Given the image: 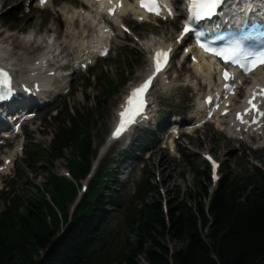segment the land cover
<instances>
[{"label":"rangeland","instance_id":"obj_1","mask_svg":"<svg viewBox=\"0 0 264 264\" xmlns=\"http://www.w3.org/2000/svg\"><path fill=\"white\" fill-rule=\"evenodd\" d=\"M25 1L0 0V42L12 47L10 58L19 64L18 67L20 68L29 67L43 53L51 55L56 51L57 47L53 48V45L49 43L51 37L54 36L58 38L59 47H61V51L63 50L62 55H70L69 58L68 56L64 58L63 63H68L69 67L66 71H71L73 62L71 63L69 59L73 58L78 50L70 47L73 28L70 27L67 19L66 9H71L70 2H76L77 0H55L54 4L43 12L36 9L28 12V8L24 4ZM181 2L178 0L175 4L176 7L178 6V10L182 8ZM77 6H80V2L77 3ZM5 10L8 11L4 13ZM15 12L20 14V22H9V14H15ZM176 23V27L174 24H163L161 27L135 25L137 26L135 28L137 39H133L128 35L120 37L116 41L108 60L97 62L96 66L85 75L82 72L72 74L67 82L70 83V92L63 93L67 88L65 87L66 84L63 83V89L60 91L63 94L60 95L59 99L50 106L39 108L37 111L38 117L33 120L34 122L25 125L24 133L17 140L10 142L11 147L9 149L0 151V166L5 163L4 158L8 154L11 152L16 154L10 170L0 173V189L3 184L6 185L5 191L0 193V222L4 220L5 216L12 214L19 203L23 206L34 203L36 210L39 212L43 210L44 212V217L40 216V220L35 222L43 226L46 221V224L52 228L53 219L48 206L44 204V199L53 207L59 218L64 213L54 201L55 194L62 201L67 202V213L69 215L73 214L75 200L79 198L82 189V186L78 185L76 181L65 176L68 171H74L75 159L72 156L73 153L65 151V157L56 160L53 168L51 163L42 159L44 151H47V148L52 145V140L60 128L63 127V124L56 122L53 117L58 108L63 111V115L57 118L64 121H68L76 115V110L80 111L81 117H86L87 113H91L92 109L97 108L94 115L97 117L98 122L91 132L94 155H91L90 159L99 164L97 160L102 149L104 150L100 158L106 157L104 168L111 170L112 175H118V182L121 184L118 185L117 190H121V200L124 204V207L119 204V206L111 207L108 210L111 213V241L116 250L113 252H121L127 246L129 229L126 225L127 214L125 210L133 205V195L141 179L146 180L148 178L152 184L159 187L166 214L168 202L174 193L179 191L183 193L190 187L194 188L195 172L203 170V167L207 166L203 162L205 160L203 154L206 152L212 153L216 159L220 160L222 175L223 168L227 165L232 167L235 174L240 177L251 176L258 170L264 171V138H260L258 147L257 145L253 146V139L248 138L242 141L239 139L240 136L232 137L222 132L220 124L205 125L200 131L192 135H184L174 144L171 142L168 144L167 139L159 145L156 142L158 139L151 141L148 145L152 148V156L146 162L145 160L143 162L135 160L130 165L131 156L126 161L124 159L126 154L132 155V152L120 154L121 144L110 145L107 149L116 111L123 102L127 91L144 78L149 68L147 53L144 49L145 41L151 39L152 34L158 36V40L161 41L166 40L168 42L172 40L179 29V22L176 21ZM74 31L76 32L75 37H78L79 33L76 30ZM28 37L33 40L25 42L24 39ZM50 46L53 48L52 51L49 50ZM130 52H133L134 55L131 56ZM19 75L23 76L20 73ZM196 76L195 68L191 64L181 65L179 61H176L171 73L170 92L163 88V81L158 83L154 90V97L158 100L164 99L163 119H168L169 114L175 111H195L198 104L199 89L206 91V86H203L196 79ZM100 78L102 81L99 82ZM105 81L119 83V86L114 93L110 92L108 98L98 102L97 97L101 91V85L103 86ZM193 82H196L197 90L189 87L192 84L194 85ZM60 84L62 83L60 82ZM101 104H104V107ZM52 109L55 110L51 111ZM67 109H70L72 113L68 115ZM155 121L152 131L156 134L160 124L159 117ZM67 125L69 126L71 123L67 122ZM224 130L229 132L226 129ZM143 133L137 131L134 136V143L138 146L140 144L139 138ZM25 144L28 151L26 155L24 153ZM141 147L142 145H140ZM97 149L100 150L99 153ZM32 152H36L35 158H29ZM27 161H30L29 166ZM11 174H15V177L10 178L9 175ZM70 186H75L77 189L74 198L72 197L73 192H69ZM209 187H212V183ZM21 212L24 213L25 210L21 208ZM28 220V223H30V217H28ZM7 223V221L4 222L6 228L0 231V235L3 234V236L10 237L11 240L18 241V232L13 229L11 224L7 225ZM9 232H13L14 235H10ZM61 232V227H58V234ZM204 233L206 235V232ZM26 237L25 239L28 242L30 237ZM134 240L131 239L130 242H134ZM167 241L173 251L183 246L181 241ZM34 249V244L29 242L28 254ZM140 260L143 264H147L143 257H140Z\"/></svg>","mask_w":264,"mask_h":264},{"label":"trees","instance_id":"obj_2","mask_svg":"<svg viewBox=\"0 0 264 264\" xmlns=\"http://www.w3.org/2000/svg\"><path fill=\"white\" fill-rule=\"evenodd\" d=\"M8 17L9 22H20L17 12ZM106 83L108 87L102 88L99 100L108 98L119 86L113 81ZM67 111L69 115L70 110ZM95 112L93 109L81 117L76 110L77 115L68 121L55 118L63 128L42 159L53 168L56 160L65 157V151L73 153L72 174L77 180L84 177L94 155L91 132L98 122ZM36 155L32 152L29 158ZM107 170L100 166L90 191L83 196L71 219L66 201L55 194L54 201L64 212L61 219L44 199L53 219L52 228L46 221L43 226L36 223L40 216L44 217V212L36 210L34 203L26 206L19 203L0 222V231L5 230L7 221L18 232L20 243L0 235V264H143L140 257L147 264H264V171L240 177L227 165L218 188L210 194V169L203 167L195 172L194 188L173 194L166 214L159 187L148 178L143 180L135 197L139 205L130 210L127 218V246L121 252H113L116 250L111 241L108 210L119 206L120 194L118 178ZM74 187L69 188L73 198L77 193ZM58 227L62 231L59 234ZM25 237L30 240L27 242ZM167 240L181 241L183 246L173 251ZM29 242L35 249L28 254Z\"/></svg>","mask_w":264,"mask_h":264},{"label":"snow or ice","instance_id":"obj_3","mask_svg":"<svg viewBox=\"0 0 264 264\" xmlns=\"http://www.w3.org/2000/svg\"><path fill=\"white\" fill-rule=\"evenodd\" d=\"M224 2L225 0H188V16L184 23L183 31L178 38V42L190 32H195L197 38L201 37L204 34L203 30L196 31L193 25L202 20H210L213 16L217 15L218 8ZM138 3L146 11L151 12L156 16H161L163 14L162 10H167L168 16H172L173 14L172 9L166 4H161L160 0H138ZM119 7H122V3H120V0H116L113 6L108 9L109 14H112L115 9ZM201 47H203L205 51L212 52L213 54L222 57L225 61H231L233 64L239 65V67L246 73H250L260 65H264V51L256 54L248 53L245 55L243 60L238 58L237 54L240 52L239 41H236L232 47L222 48L220 50L209 47L205 44H201ZM171 52V47L166 50L158 49L152 56L155 70L139 87L132 90L126 103L121 106L122 111L119 113L120 120L115 132L113 133L114 137H118L122 132L126 131L129 126L136 122V117L140 116L144 112V94L156 74L166 66ZM223 76L227 80L231 77V74L224 72ZM0 86H2V88H0V102L10 101L14 96V92L11 87V77L9 76L8 71L2 67H0ZM226 87L231 89L233 86L228 85ZM257 97H264V88L259 89V91L253 90L251 97L248 99L249 107L246 108L243 113H237L236 118L240 120L241 123H249L248 120L243 118L244 115L251 114L252 123L257 122L258 116L264 117V111H262L259 105L255 103ZM208 159L212 160L211 157H208ZM212 165L214 168L217 167L214 160H212Z\"/></svg>","mask_w":264,"mask_h":264},{"label":"bare ground","instance_id":"obj_4","mask_svg":"<svg viewBox=\"0 0 264 264\" xmlns=\"http://www.w3.org/2000/svg\"><path fill=\"white\" fill-rule=\"evenodd\" d=\"M131 8H132V4H131V2H129L128 3V9H131ZM78 12L79 11H76L74 13V15L71 16L70 18L68 17L70 27L73 28V38H72V44L70 45V47L73 49L85 48L86 50H90V53H92V49L90 47V43H89L88 38L84 35V33L81 31V29L78 27V25L75 22V17L78 15ZM90 16H92V15L90 14ZM74 30H76L77 33H79L78 37H75L76 32ZM119 33H122V32L120 31ZM157 37L155 38L152 34L151 39H148L145 41L144 44L146 46L147 52H151V50L154 49L155 47L161 46V40H158ZM32 40L33 39L31 37L24 39L25 42H31ZM56 45H58V44L54 42L52 47L54 48ZM50 48H51V46H50ZM50 48H49V50L52 51L53 48H51V49ZM11 49H12V47H10V45L9 46L5 45V43L1 44V42H0V50L2 52V53L0 52V57H2V60L6 61L8 64H12L14 67L15 65H17V63L14 62L13 59L10 58V50ZM62 51H61V53H63ZM38 61L39 62H37L35 64L39 67H47L48 65L52 64L51 56L49 53H43ZM83 61L84 60L81 59V61H79L78 64L80 65ZM203 61L204 62L199 60V61H197V63L194 64V68L196 70V73H197L198 77L203 81V83H205L207 85H209V84L213 85L215 77H216L215 76V66L211 65L212 62L209 60L203 59ZM24 70H25L24 73H26L25 68H24ZM255 75H258V76H255V79H257L258 77H262V76H260V75H263L262 70H259L258 72H256ZM33 76H34V74H33ZM19 78H20V75L17 78L18 82L16 83V87L18 90L21 88V83H19V81H20ZM28 96H31L32 99H36V98L39 99V98L43 97V93L40 91H37V90H33L32 94L30 93V94H28ZM23 102H24V100H22V99L18 101L19 104H22ZM24 104H27V103H23L22 105H24ZM37 107H39V104H35V106H33L32 108H28L25 105V106L20 107V110H18V112L21 113V112L33 110V108L35 109ZM18 112H15V114ZM198 114H199V112H197V115ZM11 158L12 159L15 158L14 152L7 155V157H5V160L7 161V159H11ZM9 168H10V166H8L7 164L4 163L2 165V167H0V170H9Z\"/></svg>","mask_w":264,"mask_h":264}]
</instances>
